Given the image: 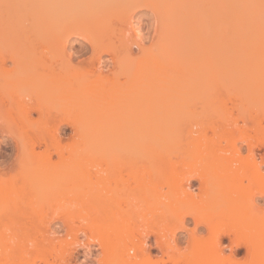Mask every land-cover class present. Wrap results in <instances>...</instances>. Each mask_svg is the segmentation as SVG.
<instances>
[{"label": "bare ground", "instance_id": "obj_1", "mask_svg": "<svg viewBox=\"0 0 264 264\" xmlns=\"http://www.w3.org/2000/svg\"><path fill=\"white\" fill-rule=\"evenodd\" d=\"M70 1L72 0L68 2ZM102 1L106 0H86V8L92 7L95 10L103 3L105 8L106 4ZM109 1L106 3H110ZM196 1L198 0H124L123 5L120 3V7L127 8L134 4L135 10L138 8L140 10L142 7L151 8L154 12L152 27L155 29L156 25L166 24L168 20L183 22L187 12L193 10ZM208 1L210 3L213 0ZM219 1L217 3L228 5L232 0ZM54 2L57 3L56 0L41 1L43 9H49V11L46 10L47 14L54 12L52 10L50 12V8L54 10L61 8V12L58 11L61 15L77 8L72 3L67 4L65 0L59 1V7L56 5L58 7L56 8ZM118 2L120 0L113 2L112 9L114 3ZM111 5L109 4V7ZM63 7L66 9L63 10ZM114 8L118 10L117 7ZM46 11L43 14H46ZM131 11L133 12L134 8H131ZM55 14L50 15L52 19L48 16L50 21H47L50 24ZM71 18L75 17L71 16ZM67 19L71 20L70 17ZM65 22L66 20L59 32L55 31L57 34L55 32L53 34L54 26L49 28L52 29L51 43L53 44L50 49H54L55 58H59V62L56 59L57 65L55 61L53 62L55 65L51 63L53 66H50V71H52L48 73V79L52 84L49 93L53 97H58V101L45 104L38 100L33 102L29 95L27 100L24 96L19 98V95H15L12 91V94L9 92L8 95L9 101L6 104L7 107L5 106V115L3 114L5 118L7 116L8 128L5 132L16 142L15 146L19 147L17 150L19 153L15 152L17 155H12V158L10 155L7 156V159L11 158L10 163L7 159L5 161L7 164L0 160V222L5 219L2 215V209H4L3 213H6V217L8 214L10 219L13 218L12 223L21 222V225L27 224V228L29 227L30 216L28 215L32 214L30 211L33 208L27 209L26 205L20 207L21 200L32 198L42 189L37 182H31L30 177L38 164L50 162L53 153L58 157L63 156L62 152L70 146L68 142H64L67 137L74 140L77 137L86 136L89 129L90 134L93 130L97 131L96 133L99 132L101 137H98L102 140L108 178L115 175L120 178L119 180L124 181L123 173L128 169L126 164L128 160L123 158L119 151L123 150L121 147L126 145L124 144L126 140L136 134L140 137L137 144L140 151L147 156L156 153L155 157H161L167 152L166 163L171 168H176L175 165H184V160L173 161L169 158L172 156L197 157L204 161L202 172L190 173L184 182L177 185L173 200L167 206L168 214L160 232L163 230L165 232V229L170 231V241L173 244L169 243L168 239L161 241L158 237L156 246L161 252L160 256L152 254L147 248H141L140 244H133L141 252L142 259L145 262L157 264L165 262L170 264H264V202L257 203L264 198V163H262L264 162V36L262 33H259L261 35L257 33V36L255 32L253 37L252 34L248 37L247 48H245L248 64L246 65L248 70L245 69L246 89L245 87L236 88L233 91L244 96L239 98L237 94L233 96L234 93L231 90L234 88L227 84H225L227 89L219 90L217 94L215 59L213 60L210 56V58L207 56L205 69H194L193 73H189L190 84L181 82V57L179 60H175L176 56L173 58L170 55L166 58V52L169 49L173 48V51L177 52L180 50L176 49L183 47L184 35L180 27L173 30L162 29L155 36L150 37L144 36L140 30L133 28L136 34L134 45L131 46L129 41L131 38L125 33H123L124 36L118 35L114 30L96 33L91 28L87 30L88 24H86L87 31L83 35V37L86 35L84 37L86 46L82 49L86 48L89 56L85 57L86 59L74 60L76 58L74 53L65 49V43L69 42L71 33L83 34L84 31L81 32L79 24L73 23V20L72 23ZM10 28L12 29V26ZM27 31L30 30L27 29ZM251 32L253 33L254 30L252 29ZM145 39L150 43L147 46L141 44ZM133 47L138 48L137 55L132 53ZM9 52V58L15 66L13 70L5 72L10 77L8 84L12 86L22 81L21 70L23 66L28 65V62L26 61V65H23L25 61L20 59L17 51ZM104 55L108 57L103 59ZM105 61L110 64H104ZM25 70L27 69L25 68L23 72ZM27 75V79L31 81V73L24 77ZM34 75L35 73L33 78ZM45 75L47 77V74ZM202 75L207 78V82L199 86L196 81ZM238 89L241 92H238ZM226 91L233 93L232 96L230 93L228 96L223 95L227 93ZM85 100L88 106L84 104ZM195 101H198L201 107L195 106ZM190 102L193 106H190ZM195 107H200V110H196ZM187 109L199 119L198 122L191 123L184 132L175 122ZM32 112L40 116L38 122L30 119ZM89 125L93 127V130L89 128ZM66 129H70L71 132L67 137L64 135ZM181 130L183 131L181 139L186 147L175 152L167 151V145L171 140L175 143L180 139L176 131ZM90 134L87 137L90 138ZM95 137L92 136V138ZM36 147H42V150L35 151ZM170 154L172 156H169ZM259 163L261 164L258 166ZM193 180L198 181V188L205 199L211 197V211L207 214L197 215L187 205L188 199H191L193 194V188L190 187ZM181 194L183 197L180 196ZM107 200L108 207L109 195ZM22 208L25 211L21 210ZM187 217L193 218L195 227L203 225L207 229V234L195 239L193 232L195 227L189 230L185 226ZM225 219L230 222V227L222 228L219 226V221ZM126 221L125 223L121 221V227L123 225L124 228L130 227L129 222ZM78 229L75 232H78ZM88 229L90 230L91 227L88 226ZM23 230L30 236L29 230ZM180 230H186L193 242L200 245L202 261L195 263L192 257L181 256L175 239L177 231ZM154 231L152 233L155 235L159 232L157 229ZM80 232L84 231L80 230ZM225 239H228L229 245L226 246L229 247L230 253L224 257L227 262L223 263L220 258ZM74 241L69 245H74ZM89 242L84 243L87 254L91 249ZM71 253L72 248L68 247L66 257L64 254L57 260L50 261L45 257L43 261L45 260L46 264H70ZM237 253H241V257H238ZM125 256V260L131 259L128 253ZM30 264L37 263L33 261Z\"/></svg>", "mask_w": 264, "mask_h": 264}, {"label": "rangeland", "instance_id": "obj_2", "mask_svg": "<svg viewBox=\"0 0 264 264\" xmlns=\"http://www.w3.org/2000/svg\"><path fill=\"white\" fill-rule=\"evenodd\" d=\"M41 1L0 0V160H3V163L8 158L7 156L10 155L12 158L19 148L15 146L17 144L13 138L6 134L8 126L6 123L7 116L4 117V112L9 101V92L10 94L12 92L15 95L18 94L19 98L24 96L26 100L29 98L27 95H29L33 102L38 100L41 103L48 104L58 101V97H53L49 93L52 85L50 79H48L50 66L57 65L59 62V58H55L56 51L50 49V46H53L51 32L53 31V34L57 30L59 32L65 20V23L68 21L72 23L73 20V23L79 24L81 32L84 31L83 34L71 33L69 42L65 43V49L74 53V57H76L74 60L86 59L89 56V52L86 53V48L82 49L83 46H86V38L84 39L86 35L84 37L83 35L86 34L88 28L96 33L107 30H114L115 33L121 34V36H124L123 33H125L131 38L129 41L130 45L133 46L136 34L135 28L140 30L144 36L150 37L155 36L162 29L173 30L180 27L184 35L183 47L176 49L180 50L177 52L173 51V48L169 49L166 52V58H169L170 55L173 58L176 56L175 60H179L181 57V82L185 84L191 83L189 73L192 70L203 69L206 60L210 57L213 60L215 59L217 94L226 88L225 84L234 88L231 92L236 88L245 87L246 89L247 78L245 76L247 77V75L245 73L247 74V72H245V69L248 70L246 67L248 64L246 63L247 49L245 48H247L248 37H253L255 32L257 36L259 33L264 36V22H262L264 10L261 8V0H232L231 5L217 3L219 0H213L210 3L208 0H198L194 3L193 10L188 9L189 11L183 22L172 19L168 20L166 24L156 25L155 29L152 27L154 12L151 8L142 7L140 10L139 8L136 9V11V5L134 4H131L134 7L129 5L127 8H122L120 3L122 4L124 0H122L123 2L120 0L119 5L114 3V7L118 9L117 11L114 7V11H112L113 2H116V0H110V3H106L108 0L102 1L105 2L106 7L104 8L103 3L95 10L92 7L91 9L86 8V0H72L70 2L65 0L67 4L72 3L77 8L71 9L70 13H64V15L59 14L61 8L59 10L50 8V12L51 10L54 12L47 14L49 9L44 10ZM59 1L63 0H56L57 3L54 2V6H58ZM109 4L112 5L109 7ZM57 6L56 8L59 7ZM131 8H134L133 12ZM64 9L66 8L63 7ZM45 11L46 14H43ZM56 12L58 13L55 14ZM53 13L55 14L53 17L54 22L52 20L50 24L49 17L52 19ZM71 16L75 17V20ZM69 17L71 20L67 19ZM87 20L89 22H86ZM86 24H88V27ZM46 25L49 26L46 27ZM53 26L54 28L51 31L49 28ZM85 27H87V30ZM27 29L30 31H27ZM252 29L254 30L253 33L251 32ZM14 30L15 34H13ZM56 32L55 34H57ZM250 34L252 35L250 36ZM142 42L140 43L144 46L150 44L146 39ZM10 50L15 53L17 51L20 59L25 61L22 63L23 65H26V61L28 62V65H22L23 70L26 68L25 71H28V73L21 70L22 81L17 85H12V82H10L12 86L8 84L10 77L7 73L9 70H13L12 68L15 66L9 58ZM132 53L137 55L138 48L133 47ZM6 55L7 57H5ZM107 57L108 55H104L103 59ZM56 59L58 60L57 63ZM105 62L104 64H110ZM24 73H31V81L27 79L28 75L24 77L26 75ZM33 73H35L34 78ZM45 74H47V77ZM36 78L38 79L36 80ZM206 79L202 75L197 81L196 79L194 81L197 85L203 86L207 82ZM229 91H226L227 93H223V95H230L231 92ZM238 92H241L240 89H238ZM233 93V96L237 94ZM237 95L239 98L244 97L241 96V93ZM191 102V105H189L193 106ZM197 102L195 101V106H200V103ZM84 104H86V100ZM195 108L200 110L198 107ZM39 117L36 112L30 114V119L33 122H38ZM198 119V116L188 112L187 109L176 120L175 124L185 132L186 128L191 123L198 122ZM91 125H89V128L92 129ZM90 131L89 129L88 133L86 132V136L71 140L67 137L69 133L71 134L70 129H66L64 135L67 139H64V142H68L70 146L62 152L63 156L58 157L53 153L50 162L40 163L36 166L30 181L37 182L42 189L32 198L22 199L20 204V207L26 205L27 209L33 208L30 211L32 214H27L30 216L28 228L27 224L23 226L24 224L21 225V222L12 223L13 218L10 219L8 214L6 217V213H3L4 209H2V215L5 216V219L0 222V248L6 247L7 249L1 248L0 250V264H30L33 261L37 264H46V261H43L45 257L48 261L57 260L58 257L64 254L66 257L68 247L72 248V255L69 258L70 264H157L156 262H145L140 255L141 252L133 244H140L141 248H147L152 254L160 256L161 252L156 246L157 238L159 237L158 239L161 241L168 239L169 243H172L170 241V231L165 229V233L162 229L163 231L160 232L168 214L167 206L173 200L177 185L181 184L182 181L184 182L190 173L202 172L204 161L197 157L185 156L182 158L170 154L169 156L172 157L169 158H172L173 161L184 160V165H175L176 168H171L166 163L168 161V158L165 157L167 152L161 157H155L156 153L149 154V156L145 155L137 146L140 137L133 134L124 143L126 145L121 147L123 150L119 151L123 155L122 157L128 160L126 163L128 169L123 173L124 181L119 180L120 178L115 175L108 178L102 140L99 139L101 137L100 133L93 130L94 134L91 132L92 135ZM183 131H176V133H179L180 139L175 143H172L171 140L167 145V151L175 152L186 147L185 142L181 139ZM89 134L90 138L87 137ZM92 136L96 137L92 138ZM85 143L86 145H84ZM38 149L42 150V147H36L35 151ZM11 158L7 159V162ZM190 184V187L193 188V194L191 199L187 198V205L197 215L209 213L211 211V197L205 199L198 188L197 180H193ZM107 195L110 196L108 207L106 205L108 203ZM180 196L183 197L182 194ZM263 202L264 198L257 201L260 204ZM21 219L23 220V217ZM124 219L129 222L130 227L124 228V225L121 227L122 224L120 223L121 221L125 223ZM219 222V226L222 228L230 227V222L226 219ZM88 226L91 227L90 230ZM185 226L189 230L194 229L193 218L187 217ZM77 228H79L78 232H75ZM23 229L29 230L30 236ZM155 229L159 230V232H156L158 236L152 233ZM80 230L84 232H80ZM193 232L195 239H198L200 236L207 234V229L203 225H197ZM74 238L76 242L73 240ZM175 239L182 257H192L195 263L202 261L200 245L193 242L186 230L177 231ZM72 241L75 244L69 245ZM88 241H90L89 246L91 248L88 249L89 254L85 253L87 249L84 247V243ZM224 243L220 258L223 263L227 262L224 257L230 253L229 247L226 246L229 245L228 239H225ZM132 250H134V254H131ZM49 253H51V256H49ZM127 253L131 256L129 257L130 260L124 258ZM241 255V253H237L238 257H241ZM133 257L136 258L133 259ZM207 260L210 261V259ZM164 264L170 263L165 262Z\"/></svg>", "mask_w": 264, "mask_h": 264}, {"label": "snow or ice", "instance_id": "obj_3", "mask_svg": "<svg viewBox=\"0 0 264 264\" xmlns=\"http://www.w3.org/2000/svg\"><path fill=\"white\" fill-rule=\"evenodd\" d=\"M261 8L264 10V0H261ZM262 22H264V19H262Z\"/></svg>", "mask_w": 264, "mask_h": 264}, {"label": "clouds", "instance_id": "obj_4", "mask_svg": "<svg viewBox=\"0 0 264 264\" xmlns=\"http://www.w3.org/2000/svg\"><path fill=\"white\" fill-rule=\"evenodd\" d=\"M262 163H264V162H262ZM260 164H261V163H259L258 166H259ZM131 254H134V250H132Z\"/></svg>", "mask_w": 264, "mask_h": 264}]
</instances>
